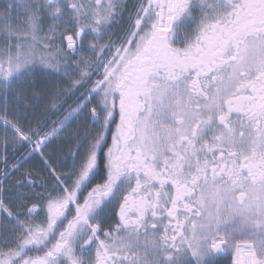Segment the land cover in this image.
I'll use <instances>...</instances> for the list:
<instances>
[{"label":"snow or ice","instance_id":"obj_1","mask_svg":"<svg viewBox=\"0 0 264 264\" xmlns=\"http://www.w3.org/2000/svg\"><path fill=\"white\" fill-rule=\"evenodd\" d=\"M221 258L264 264V0H3L0 264Z\"/></svg>","mask_w":264,"mask_h":264},{"label":"flooded vegetation","instance_id":"obj_2","mask_svg":"<svg viewBox=\"0 0 264 264\" xmlns=\"http://www.w3.org/2000/svg\"><path fill=\"white\" fill-rule=\"evenodd\" d=\"M2 2H3V0H0V3H2ZM94 79H95V77H94ZM117 119H118V117H117ZM110 142H111V140H110V137H109V143H110ZM218 264H230V262H229V260L226 259V258H221V259L219 260Z\"/></svg>","mask_w":264,"mask_h":264}]
</instances>
